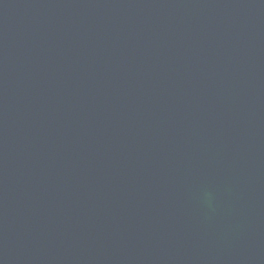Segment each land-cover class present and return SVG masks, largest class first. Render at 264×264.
Returning a JSON list of instances; mask_svg holds the SVG:
<instances>
[{
	"label": "water",
	"instance_id": "obj_1",
	"mask_svg": "<svg viewBox=\"0 0 264 264\" xmlns=\"http://www.w3.org/2000/svg\"><path fill=\"white\" fill-rule=\"evenodd\" d=\"M0 264H264V0H0Z\"/></svg>",
	"mask_w": 264,
	"mask_h": 264
}]
</instances>
